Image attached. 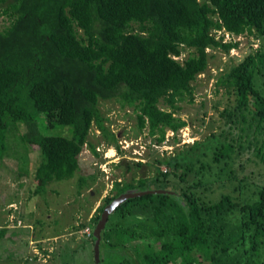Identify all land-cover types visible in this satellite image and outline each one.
Here are the masks:
<instances>
[{"label":"trees","instance_id":"trees-1","mask_svg":"<svg viewBox=\"0 0 264 264\" xmlns=\"http://www.w3.org/2000/svg\"><path fill=\"white\" fill-rule=\"evenodd\" d=\"M1 18L0 160L8 152L9 127L11 134L24 133V143L43 155L34 177L39 194L78 174L79 182H96L95 175L82 174L81 163L86 147L101 156L93 129L123 153L118 134L106 125L102 102L116 99L132 109L138 132L148 130L161 146L168 132L176 135L189 125L178 116L179 103L194 101V83L209 68L208 50L230 53L239 47L224 43L225 33L264 39V0H0V23ZM261 74L264 45L217 80L215 93L228 99L220 133L211 127L207 144L197 140L187 150L158 156L154 178L115 182L97 223L122 194L164 192L118 207V221L110 224L109 218L102 233L101 252L120 256L119 264H264V178L254 181L246 167L255 162L264 170ZM43 116L48 128L69 127L72 137L42 133ZM192 173L196 181L189 180ZM172 176L179 180L173 187ZM7 232L0 229V239ZM132 242L142 244L126 245Z\"/></svg>","mask_w":264,"mask_h":264},{"label":"rangeland","instance_id":"rangeland-1","mask_svg":"<svg viewBox=\"0 0 264 264\" xmlns=\"http://www.w3.org/2000/svg\"><path fill=\"white\" fill-rule=\"evenodd\" d=\"M1 21L0 25L3 27L5 20L1 18ZM258 37L229 38L225 33L224 43L238 42L239 47L232 49L230 53L222 49L208 50L209 68L194 83V101L186 99L179 103L181 110L178 116L189 125L176 135L168 132L166 142L161 146L155 144L148 135V130L138 132L136 114L132 109H123L116 99L102 102L101 110L108 119L106 125L118 134L123 153L109 148L101 134L96 136L98 138H92L98 145L101 156H96L86 147L81 155V163L84 176L97 177L94 184L88 177L84 178L86 182H79L81 176L78 174L71 180L53 183L42 193H36L38 184L34 177L37 167L43 161V155L38 147L24 143V133L12 131L11 134L10 126L7 131L8 152L0 160V229L6 228L8 231L0 239V264H119L120 256L108 258L105 251L101 252L103 261L98 262L94 252L95 242L84 231L89 228L94 233L100 207L106 197L115 194V182L122 181L125 184L141 177L154 178L157 167L153 161L158 156L165 158L187 150V146L197 140L207 144L212 136L211 127L217 134L221 132L225 125L220 113L228 99L226 94L215 93L216 82L243 60L252 48L258 50L263 47L264 39ZM189 54L186 52L181 59ZM257 82L258 87L264 91V74L258 76ZM218 104L219 110H216L215 105ZM39 124L44 134L72 137V129L69 127L56 125L52 129L48 128L44 116L39 118ZM94 133L96 129H93V135ZM174 138L177 139V144ZM208 152L212 156V150ZM247 156L248 153H245L241 159L236 160L232 168L238 167ZM203 160L206 162L208 158ZM137 162L147 166L137 168L133 165ZM128 164L132 168L129 171ZM246 167L249 171H254V181H263L264 170L255 162H248ZM161 170L168 171L164 165ZM169 180L171 187L174 182L179 181L173 176ZM189 180L196 181L193 173ZM86 183H91L92 188L85 187ZM221 192L218 190L215 198ZM110 218V224L118 221L115 214ZM83 223L87 227L77 230ZM138 244L142 243L132 242L126 245L133 248Z\"/></svg>","mask_w":264,"mask_h":264},{"label":"water","instance_id":"water-1","mask_svg":"<svg viewBox=\"0 0 264 264\" xmlns=\"http://www.w3.org/2000/svg\"><path fill=\"white\" fill-rule=\"evenodd\" d=\"M164 191L156 190V191H129L125 194H122L117 199H115L111 204L105 207L103 213L101 214V219L96 225L94 231V237L96 239L95 243V258L99 262L100 254H101V241H102V233L106 228L109 218L111 215L120 207L122 204L127 202L130 199H135L137 197H142L151 193H163Z\"/></svg>","mask_w":264,"mask_h":264},{"label":"built area","instance_id":"built-area-1","mask_svg":"<svg viewBox=\"0 0 264 264\" xmlns=\"http://www.w3.org/2000/svg\"><path fill=\"white\" fill-rule=\"evenodd\" d=\"M219 33H220V35H219L218 37L220 38L223 34H222V32H219ZM219 33H218V34H219ZM226 35H227L229 38H230V37H233V36H232L231 34H229V33H226ZM224 40H225V39H224ZM97 130H98V129H96V133H94V134H96V135L98 136V135L101 134V132H100L99 130H98L99 132H97ZM173 134H174V133H173ZM97 150L100 152V149H99V148H98ZM84 233H85L86 235H88V237H91V236H92V231H91V229H89V228L86 229V230L84 231Z\"/></svg>","mask_w":264,"mask_h":264},{"label":"flooded vegetation","instance_id":"flooded-vegetation-1","mask_svg":"<svg viewBox=\"0 0 264 264\" xmlns=\"http://www.w3.org/2000/svg\"><path fill=\"white\" fill-rule=\"evenodd\" d=\"M94 234V233H93Z\"/></svg>","mask_w":264,"mask_h":264}]
</instances>
